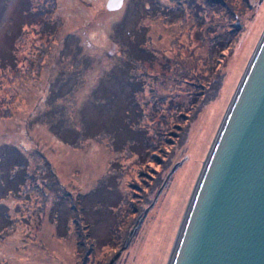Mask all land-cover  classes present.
<instances>
[{
  "label": "rangeland",
  "instance_id": "rangeland-1",
  "mask_svg": "<svg viewBox=\"0 0 264 264\" xmlns=\"http://www.w3.org/2000/svg\"><path fill=\"white\" fill-rule=\"evenodd\" d=\"M53 1L29 0L26 14L28 0H0V206L8 210L0 208V224L3 215L11 221L0 228V264H81L74 230L85 218L96 246L85 264H144L264 0H123L113 11L106 0ZM42 22L55 32L42 30ZM136 44L151 57L133 59L129 53L141 55ZM138 106L140 126L135 116L130 123L124 117ZM62 113L73 130H56ZM161 114L169 127L158 136ZM113 121L131 125V134H151L163 153L139 160L123 147L114 154ZM13 150L31 156L26 185L45 190L22 186L35 195L31 201L21 189L14 198L6 190L21 168ZM127 183L136 186L133 193Z\"/></svg>",
  "mask_w": 264,
  "mask_h": 264
},
{
  "label": "water",
  "instance_id": "water-1",
  "mask_svg": "<svg viewBox=\"0 0 264 264\" xmlns=\"http://www.w3.org/2000/svg\"><path fill=\"white\" fill-rule=\"evenodd\" d=\"M122 3L106 0L105 8ZM181 163L170 168L156 196ZM144 264H264V9Z\"/></svg>",
  "mask_w": 264,
  "mask_h": 264
},
{
  "label": "trees",
  "instance_id": "trees-1",
  "mask_svg": "<svg viewBox=\"0 0 264 264\" xmlns=\"http://www.w3.org/2000/svg\"><path fill=\"white\" fill-rule=\"evenodd\" d=\"M53 1V0H52ZM155 1H157V0H154V2ZM219 1V0H218ZM142 3H144V1H142ZM146 3H147V5H146ZM1 4V3H0ZM52 5H54V1L52 2ZM220 5V4H219ZM157 7H155V8H153L154 10H155V12L156 13H160V11L162 10V8H160V6H158V5H156ZM144 8L145 7H148V9L150 8V10L152 9V3L151 2H149V1H145V3H144V6H143ZM159 7V8H158ZM28 8H30V6H29V0H28V7H27V9H25L24 10V12L27 14L28 13ZM152 9V10H153ZM144 11V10H143ZM30 12V11H29ZM176 17H179V14H177L176 13V15H175ZM30 21H33V22H35V20H30ZM43 23V26H42V30H46L47 28L48 29H50V33H49V35H52L53 34V32H55V30H56V27L55 26H53V24L51 23L50 25H48V23L47 22H42ZM44 27H45V29H44ZM196 30V29H195ZM195 30L193 31V36L195 35ZM43 34V33H42ZM43 35H45V36H47V34H43ZM136 48H137V50L139 51V53L141 54V55H137V57L136 56H134L133 55V53H129V55L133 58V59H135V60H140V59H148V58H150L151 57V54H149V52H143L142 51V49H140V48H138V44H136ZM213 49V47H210L209 48V51H214V50H212ZM12 54H14V53H12ZM11 55V54H10ZM9 55V56H10ZM9 60H10V57H9ZM39 62V59L36 61V63H38ZM138 62V61H137ZM139 63V62H138ZM4 65V62L3 61H1L0 62V66H3ZM125 66H127V63H124V65H123V67H125ZM129 103H131L132 104V101H130ZM159 103H162V102H158V104ZM153 104L154 103H151V113H150V115H149V121H150V124H154V122H155V119L156 118H152V113L154 112L155 114L157 113V111H158V109L156 108V107H154V108H152L153 107ZM133 105V104H132ZM142 106H143V104H141ZM169 106V105H168ZM177 106H175V108H176ZM141 111H144L143 109L141 110V107H136V108H134V107H132L131 109H126L125 110V115H124V117L127 119V122H134L135 121V119H139L138 121H139V126H140V116H142L143 114H144V112L141 114ZM139 114H140V116H139ZM49 115H51V113L49 112ZM134 116H135V119H133L134 118ZM162 116V117H161ZM63 117V119H61ZM158 117V126H159V129L160 130H157L154 126H153V130H154V132L157 130V135L158 136H161V135H163V134H166V132H165V129L166 128H168L169 127V125H168V122H167V119H165L164 118V116L161 114V115H159V116H157ZM118 119H119V117H117ZM132 119H133V121H132ZM120 120V119H119ZM65 120H64V115H63V113L62 114H60V117L58 118V120H57V123H56V130H60L59 128L60 127H62V126H64L63 128H65V129H70V130H73V129H71V128H68V125H67V123L64 125V122ZM66 122V121H65ZM26 125L28 126V123H26ZM30 125H32V124H30ZM89 125L90 124H87V123H85L84 124V129L88 132V130L87 129H89ZM128 126V127H127ZM139 126H134L135 127V129H140L141 127H139ZM54 127V126H53ZM147 127V126H146ZM146 127H142V128H144V129H147ZM186 127H187V125H186ZM133 128L131 127V125H126L124 122L122 123V122H119L118 121V123H115L114 121H113V126H112V128L110 129L111 130V137H112V139L110 140V142H109V144H108V146L109 147H111V149L113 150L112 152L115 154V152H119V151H121L122 149H123V147H125L126 149H128V151H131V153L133 154V152H135L137 155H136V157L140 160V158L141 159H145V158H152L153 159V157H154V159H157V155H160V154H162L163 153V148L162 147H156L155 145H156V142H154V137H152L151 136V134L149 135V136H147V137H142L141 135H142V132L140 133V135H139V132H138V134H131L130 132H131V130H132ZM181 130H182V127H181ZM181 130H180V135H179V137L181 136V134L184 132V130L181 132ZM79 131H82V127L80 128V130ZM141 131V130H140ZM177 132H178V130L176 131V133H175V135L177 134ZM186 134V133H185ZM59 138V137H58ZM183 140H184V138H183ZM182 140V141H183ZM142 141H143V143H142ZM181 141V142H182ZM155 144V145H154ZM154 145V146H153ZM12 149H14V148H12ZM23 150H27V151H29L28 149H23ZM155 153L157 154V155H155ZM16 154V151L15 150H13L12 152H11V156H13V155H15ZM149 156V157H148ZM26 157V158H25ZM25 157H21L20 155H15V165H16V167H21V168H19L18 169V173H16L15 174V184H14V187H11L10 189H6V190H8V192H11L10 193V195L12 196V198H14V196H15V192L17 191H19L20 189H21V191L23 190L24 192H23V198H25L26 197V195L28 196V200H30L31 201V198L32 197H34L35 195H32V194H28V191H26L25 190V188L24 187H22V186H25V187H27V186H29L31 189H35L34 190V192H36V191H40V192H42V191H45V190H43V187L42 188H40L39 187V185L38 184H35V186H34V183H33V181H31L30 183H29V185H26V183H25V180H26V176H27V178H29L28 177V174H27V170H28V167L30 166V164H31V158H29V157H31V156H25ZM38 157H44V158H47L43 153H40L39 152V154H38ZM140 157V158H139ZM27 160V161H26ZM152 161H154V160H152ZM145 163H147V161L145 160ZM42 165H45V164H42ZM121 165H122V163H120V161L118 162V161H116V162H114L113 163V166H114V168H116V170H119L120 168H121ZM49 167V166H48ZM33 174V173H32ZM32 174H30V175H32ZM42 177L44 176V173H41L40 174ZM118 176H119V174H117ZM4 176V174H2V172L0 171V189H1V178ZM9 177L7 178V180H8V182H11L12 183V181H13V176H10V175H8ZM133 186L134 187H136L133 183H127V187H129V188H131V192L133 193V191L135 190V188H133ZM49 187V186H48ZM13 189V190H12ZM41 196V195H40ZM40 196H38V197H40ZM3 198H5V197H7L6 195H3L2 196ZM1 197V198H2ZM35 199V198H34ZM130 200V199H129ZM125 201V200H124ZM133 201V202H132ZM132 201H130V203L131 204H133L134 205V200H132ZM125 203V202H124ZM0 208H2V210L3 211H8L7 210V206H0ZM120 208H121V206H120ZM37 209V208H36ZM133 209V212H136L137 210L135 209V208H133V207H131V210ZM118 211V216H119V219H121L122 220V209H119V210H117ZM117 211H116V214H117ZM2 219H3V223L2 224H0V228L2 229V228H4V227H6V226H9V225H5V224H7L8 222H11L8 218H7V216L5 215H3V217H2ZM133 223H135L134 222V220H133ZM1 225H3V226H1ZM12 225V227H14V224H11ZM91 225V224H90ZM90 225L88 224V221L86 220V218H85V220L83 221V220H81L80 221V223H79V221L76 223V229L74 230V233H75V240H74V243H75V252H76V256L77 257H82V263L81 264H85L86 263V261H87V258H88V254H93L94 255V250H95V239H94V233H93V230H92V228H90ZM112 224H110V226H111ZM117 227H119V226H117ZM129 234V236H127L126 237V239H128L129 237H130V233H128ZM83 236V237H82ZM85 236V237H84ZM113 234H112V232H111V237L109 238L108 237V241L109 242H112L113 241ZM126 239H125V242H126ZM111 240V241H110ZM106 242V244L107 243H109V242ZM105 244V245H106ZM123 244H125V243H123ZM95 246V247H94ZM110 259L108 260V262L107 263H105V264H111V262H112V260L110 261Z\"/></svg>",
  "mask_w": 264,
  "mask_h": 264
}]
</instances>
